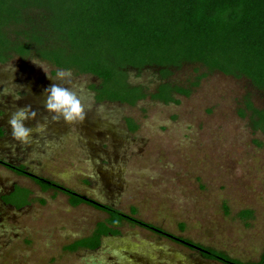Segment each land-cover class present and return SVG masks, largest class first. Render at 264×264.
I'll list each match as a JSON object with an SVG mask.
<instances>
[{"label": "rangeland", "instance_id": "374dc122", "mask_svg": "<svg viewBox=\"0 0 264 264\" xmlns=\"http://www.w3.org/2000/svg\"><path fill=\"white\" fill-rule=\"evenodd\" d=\"M57 71L19 55L0 63V157L126 214L135 209L134 216L167 235L124 223L119 236L104 237L96 250L69 251L66 245L90 235L107 215L88 204L73 206L67 195L43 191L0 165V264H225L177 238L245 264L259 261L264 134L253 129L247 109L249 102L264 110L258 88L200 63H183L166 77L155 67L129 68V83L147 93L130 106L96 102L90 85L98 80L71 71L70 81L60 83L77 91L84 119L69 124L44 107ZM161 83L186 93L174 91L177 102L153 99ZM25 107L36 113L26 121L33 141L20 145L8 121ZM40 124L45 130L36 133ZM14 185L31 193V203L19 210L1 199ZM242 210L251 215L241 217Z\"/></svg>", "mask_w": 264, "mask_h": 264}, {"label": "trees", "instance_id": "16d2710c", "mask_svg": "<svg viewBox=\"0 0 264 264\" xmlns=\"http://www.w3.org/2000/svg\"><path fill=\"white\" fill-rule=\"evenodd\" d=\"M14 55L95 77L98 82L90 87L98 103L133 106L147 96L143 88L129 83V68L155 67L166 77L183 63L246 77L264 94V0H0V63ZM174 91L186 93L161 83L151 97L177 102ZM247 109L253 129L264 134V110L249 102ZM0 165L31 178L43 191L67 195L73 206L88 204L107 215L90 235L66 245L69 251L96 250L104 237L119 236L124 223L167 235L134 216L135 209L126 214L24 165L14 166L1 158ZM1 199L17 210L32 201L30 191L18 185ZM239 215L247 217L251 211ZM177 239L195 247L204 258L245 264L218 250ZM255 264H264V252Z\"/></svg>", "mask_w": 264, "mask_h": 264}, {"label": "clouds", "instance_id": "9594fccd", "mask_svg": "<svg viewBox=\"0 0 264 264\" xmlns=\"http://www.w3.org/2000/svg\"><path fill=\"white\" fill-rule=\"evenodd\" d=\"M71 70H58L55 76L49 77L53 81L50 87L45 89V110L53 120L62 119L65 123H75L84 119V107L77 93L71 87L61 86L60 82L70 81ZM59 81V82H58ZM18 99V97H17ZM36 113L30 108H19L11 114L8 121L12 139L20 145H29L33 141L34 130L26 126V121L33 119ZM46 124L37 125L35 132L41 133Z\"/></svg>", "mask_w": 264, "mask_h": 264}, {"label": "flooded vegetation", "instance_id": "af4514ba", "mask_svg": "<svg viewBox=\"0 0 264 264\" xmlns=\"http://www.w3.org/2000/svg\"><path fill=\"white\" fill-rule=\"evenodd\" d=\"M0 158H1V157H0ZM1 159H4V158H1ZM4 160H5V159H4ZM6 161H7V160H6ZM7 162L10 163L9 161H7ZM10 164H12V163H10ZM12 165H14V166H18V164H12ZM4 168H5V167H4ZM6 169H7V168H6ZM12 188H13V187H12ZM11 190H12V189H11ZM11 190H10V191H11ZM10 191H9V192H10ZM9 192H8V193H9ZM3 203H4V202H3ZM4 204H5V203H4ZM5 205H7V204H5ZM8 206H10V205H8ZM11 207H12V206H11Z\"/></svg>", "mask_w": 264, "mask_h": 264}]
</instances>
